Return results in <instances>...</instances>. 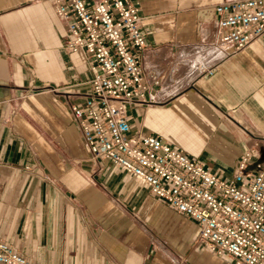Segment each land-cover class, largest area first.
<instances>
[{"label":"crops","instance_id":"crops-1","mask_svg":"<svg viewBox=\"0 0 264 264\" xmlns=\"http://www.w3.org/2000/svg\"><path fill=\"white\" fill-rule=\"evenodd\" d=\"M129 1L147 89L127 108L131 129L222 176L246 149L264 159V34L233 51L218 44L221 0ZM63 41L49 0H0V238L32 264H233L193 219L89 157L69 105L90 62Z\"/></svg>","mask_w":264,"mask_h":264},{"label":"built area","instance_id":"built-area-1","mask_svg":"<svg viewBox=\"0 0 264 264\" xmlns=\"http://www.w3.org/2000/svg\"><path fill=\"white\" fill-rule=\"evenodd\" d=\"M63 25L64 47L90 62L88 92L70 104L91 159L111 162L148 192L197 224V238L233 264H264V159L241 152L222 176L160 137L132 130L127 108L145 98L138 53L144 48L129 0H49ZM218 44L241 50L264 34V0H221L213 8ZM153 83L158 84L157 80ZM250 166V167H249ZM0 264H32L0 238Z\"/></svg>","mask_w":264,"mask_h":264}]
</instances>
